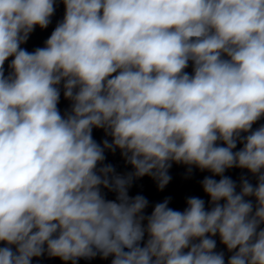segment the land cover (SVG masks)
Instances as JSON below:
<instances>
[{
	"label": "clouds",
	"instance_id": "clouds-1",
	"mask_svg": "<svg viewBox=\"0 0 264 264\" xmlns=\"http://www.w3.org/2000/svg\"><path fill=\"white\" fill-rule=\"evenodd\" d=\"M59 2L29 52L57 0H0V264H264V0ZM117 149L133 171L105 163ZM173 163L211 173L207 206L168 197L146 215L133 181L163 190ZM232 168L256 183L237 191Z\"/></svg>",
	"mask_w": 264,
	"mask_h": 264
}]
</instances>
